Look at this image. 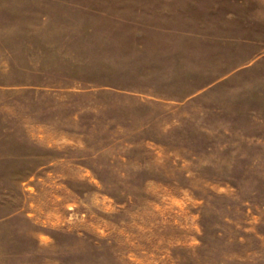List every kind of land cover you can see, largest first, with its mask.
<instances>
[{"label":"rangeland","instance_id":"374dc122","mask_svg":"<svg viewBox=\"0 0 264 264\" xmlns=\"http://www.w3.org/2000/svg\"><path fill=\"white\" fill-rule=\"evenodd\" d=\"M0 264H264V0H0Z\"/></svg>","mask_w":264,"mask_h":264}]
</instances>
